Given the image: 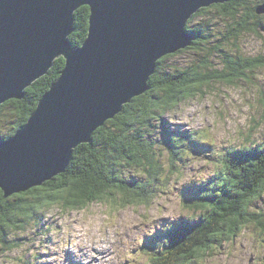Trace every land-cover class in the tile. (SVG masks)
Instances as JSON below:
<instances>
[{"label":"trees","instance_id":"obj_1","mask_svg":"<svg viewBox=\"0 0 264 264\" xmlns=\"http://www.w3.org/2000/svg\"><path fill=\"white\" fill-rule=\"evenodd\" d=\"M262 6L264 0H229L198 10L185 27L193 37L191 45L159 59L146 92L124 104L113 119L97 128L89 143L78 145L62 174L8 198L0 190V247H17L7 245V234L31 230L29 226L38 224L34 219L39 209L58 201L80 209L93 202L114 203L120 196L124 204H151L174 173L176 177L183 173L181 166L191 150L212 146L208 141H193V132L182 133L179 140L171 139L161 116L180 103L204 95L210 83L233 86L238 78L249 80L255 69L264 68V54L246 57L232 52L243 35L257 34L262 17L257 9ZM88 18V7L75 11L74 31L69 36L73 48L86 39ZM215 20L219 23L212 24ZM184 52L195 55L192 63L171 67L169 59ZM64 65V58L56 59L45 76L25 89L23 99H11L0 106V139L12 137L27 123ZM158 129L166 138L159 140ZM252 143L255 149L243 145L227 150L224 173H214L205 180L199 177L189 188L182 187L183 192L191 194L186 201L193 211L189 219L167 221L151 236L150 249H146L149 264H198L217 246L235 239L246 225L261 223L264 211H256L254 202L264 195V141ZM159 145L169 152L166 165L156 152ZM194 187L203 193L193 192Z\"/></svg>","mask_w":264,"mask_h":264},{"label":"water","instance_id":"obj_2","mask_svg":"<svg viewBox=\"0 0 264 264\" xmlns=\"http://www.w3.org/2000/svg\"><path fill=\"white\" fill-rule=\"evenodd\" d=\"M229 0H0V106L21 100L58 58L65 65L27 123L0 139L4 198L64 172L73 149L147 90L155 63L191 45L187 21ZM89 8L73 48L74 13ZM264 13V6L257 9Z\"/></svg>","mask_w":264,"mask_h":264},{"label":"rangeland","instance_id":"obj_3","mask_svg":"<svg viewBox=\"0 0 264 264\" xmlns=\"http://www.w3.org/2000/svg\"><path fill=\"white\" fill-rule=\"evenodd\" d=\"M259 16L261 27L257 34L243 35L235 44L237 48H232L233 53L246 57L264 54V13ZM217 23L215 20L212 24ZM214 28L219 30L220 26ZM194 57L193 53L184 52L170 58L169 64L184 67ZM217 68H222L218 62ZM253 73V78L248 73L249 80L238 78L233 86L210 83L204 95L180 103L161 116L168 131L189 130L196 138L214 145L191 150L189 157L184 155L183 173L177 177L174 173L151 204H124L120 196L114 203L93 202L85 209L71 207L73 204L67 201L40 208L34 219L37 226L7 234V245L18 246L0 247V264H149L148 255L142 252L146 239L156 230L161 231L167 221L191 214L186 201L191 194L183 192L182 187L189 188L199 177L205 180L214 173H224L228 148L243 146L246 141H264L257 136L264 135V68ZM156 135L159 140L165 136L160 129ZM156 152L160 161L169 163L167 149L159 145ZM180 190L186 193L182 197ZM192 191L203 193L199 187ZM254 205L256 211H264V195ZM238 236L217 246L198 264H264V217L260 224L246 225Z\"/></svg>","mask_w":264,"mask_h":264},{"label":"bare ground","instance_id":"obj_4","mask_svg":"<svg viewBox=\"0 0 264 264\" xmlns=\"http://www.w3.org/2000/svg\"><path fill=\"white\" fill-rule=\"evenodd\" d=\"M78 10V9H77ZM200 10V9H199ZM89 19V18H88ZM191 19V18H190ZM74 26V25H73ZM189 34V33H188ZM190 35V34H189ZM191 36V35H190ZM78 48V47H77ZM165 56H167V55H165ZM161 59V58H160ZM155 65H156V63H155ZM52 84H54V83H52ZM179 132H181V133H183L184 131H182V129L181 130H179ZM187 193H189V192H187ZM186 194V193H185ZM185 194H183L182 193V196L183 195H185ZM71 261V260H70ZM74 261H76V259L74 258Z\"/></svg>","mask_w":264,"mask_h":264}]
</instances>
